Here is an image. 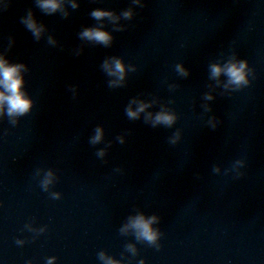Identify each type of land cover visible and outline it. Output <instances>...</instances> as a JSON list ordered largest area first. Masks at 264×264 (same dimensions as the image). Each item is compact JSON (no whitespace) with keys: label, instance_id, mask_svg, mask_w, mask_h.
<instances>
[{"label":"water","instance_id":"obj_1","mask_svg":"<svg viewBox=\"0 0 264 264\" xmlns=\"http://www.w3.org/2000/svg\"><path fill=\"white\" fill-rule=\"evenodd\" d=\"M42 2L0 0V264H264V0Z\"/></svg>","mask_w":264,"mask_h":264},{"label":"clouds","instance_id":"obj_2","mask_svg":"<svg viewBox=\"0 0 264 264\" xmlns=\"http://www.w3.org/2000/svg\"><path fill=\"white\" fill-rule=\"evenodd\" d=\"M38 6L42 9L50 10L51 12H55L60 4L58 0H43L42 3H39ZM76 7V5H73ZM126 17L130 15V13L124 14ZM92 18L96 20H100L104 17H111L112 13L95 10L91 13ZM21 23L26 26V28L32 31L33 35L37 38L41 32V28L37 26L36 21L32 17V13L29 12L27 17L21 18ZM81 38H86L89 41H96L98 43L108 45L112 39L110 34L100 27L93 28H85L80 33ZM22 65H9L3 59H0V86L3 87L4 91H0V109L3 108V105L7 104L8 115H23L26 113L30 106L31 101L28 100L25 96V93L21 91L23 85V79L20 76V68ZM105 67L107 65L105 64ZM220 71L219 67L213 66V73L218 74ZM229 75L232 77L233 81L236 83H240L243 77V65L237 68L233 65L229 68ZM114 73H120L121 78H123L122 74L124 73V65L120 60H115V69ZM111 73L110 74H114ZM138 111H143V106H141ZM138 112H134L131 109H128L127 115L131 118H135ZM173 116L168 114H160L156 116V122H163L164 124L170 125L173 122ZM100 139L99 129L97 130V135L95 137V141ZM102 154V153H101ZM155 219V217H153ZM151 220H145L143 216L137 217L134 221V227L140 230V234L149 241H154L156 239V233L151 228Z\"/></svg>","mask_w":264,"mask_h":264}]
</instances>
